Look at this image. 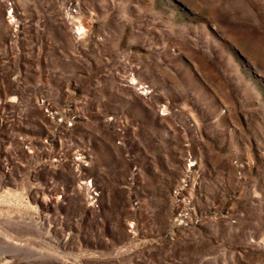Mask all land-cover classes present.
Instances as JSON below:
<instances>
[{
    "label": "rangeland",
    "instance_id": "obj_1",
    "mask_svg": "<svg viewBox=\"0 0 264 264\" xmlns=\"http://www.w3.org/2000/svg\"><path fill=\"white\" fill-rule=\"evenodd\" d=\"M0 264H264V0H0Z\"/></svg>",
    "mask_w": 264,
    "mask_h": 264
}]
</instances>
